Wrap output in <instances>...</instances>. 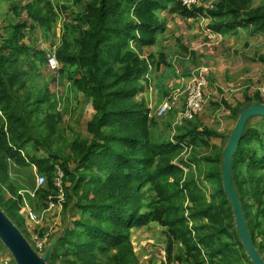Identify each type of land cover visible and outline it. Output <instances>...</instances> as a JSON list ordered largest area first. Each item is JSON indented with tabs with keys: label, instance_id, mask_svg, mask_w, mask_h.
Here are the masks:
<instances>
[{
	"label": "trees",
	"instance_id": "trees-1",
	"mask_svg": "<svg viewBox=\"0 0 264 264\" xmlns=\"http://www.w3.org/2000/svg\"><path fill=\"white\" fill-rule=\"evenodd\" d=\"M65 1L73 5L64 3L56 12L50 1L33 0L20 9L18 0H0V6L10 4L15 14H27L26 21L0 25L2 211L23 229L22 207L29 203L34 210L45 209L50 197L58 194L55 180L60 171L67 199L62 224L69 226L53 236L49 264H139L131 232L153 222L166 229L168 253L177 247L176 261L183 264H202L205 258L210 264H253L223 186L227 137L197 117L177 125L173 135H155L160 118L153 116L145 94L155 80L151 76L157 74L154 86L159 88L166 70L173 71L167 54L158 51L165 13L185 19L202 16L209 21V30L222 37L240 29L264 34V5L218 0L212 8L190 11L180 0ZM61 18L62 40L52 55L58 62V80L93 109L87 123L91 139L75 137L68 158L61 148L54 150L64 140L63 113L42 73L50 59L26 43L28 33L38 28L52 31ZM258 60L264 63V56ZM244 97L245 102L230 108L236 121L244 110L264 105L259 92ZM248 123L233 158L231 182L251 240L262 255L264 127L249 128ZM214 139L222 140V148ZM32 167L46 184L33 188L34 197L22 196L12 171L19 168L24 173ZM206 184L215 187L210 202L202 190ZM39 234L44 239L45 234ZM0 248L9 252L1 239Z\"/></svg>",
	"mask_w": 264,
	"mask_h": 264
},
{
	"label": "rangeland",
	"instance_id": "rangeland-1",
	"mask_svg": "<svg viewBox=\"0 0 264 264\" xmlns=\"http://www.w3.org/2000/svg\"><path fill=\"white\" fill-rule=\"evenodd\" d=\"M32 1L18 0L20 9L25 8ZM44 1L52 2L55 5L56 12H58L59 6L64 3L73 5V2L67 3L65 0ZM216 1L218 0H201L196 7H205V5ZM262 5H264V0H253L255 8ZM26 16L25 11L15 14L8 3H3L0 6V25L2 28L10 24V20L16 22L26 21ZM165 19V29L158 33V51L167 54L173 65V71L166 70L163 85L158 86L159 88L154 86V83L158 82L157 74L151 76V79L155 80L149 92L145 94V98L148 99L153 111V116L160 118L155 135H173L172 129L177 125H183L186 121L183 115L189 98L188 89L196 79L203 77L206 80L203 86V107L197 118L205 126L226 136V141L229 142L237 124L230 108L245 102V94L252 96L259 92L264 99V63L258 60L259 57L264 56V34H251L244 29H240L236 34L230 33L225 37L215 33L208 35L209 21L205 18L204 21L202 16H198L196 19H185L178 13L168 12L164 14ZM62 21L61 18L60 24L52 31L38 28L34 34L28 33L26 43L34 46L39 51L45 52L49 59L54 58L52 55H54L56 47L62 40ZM2 31H0V34ZM186 50L189 52H186ZM163 70L165 69L163 68ZM42 73L44 77L48 78L49 88L55 98L59 99L60 111L63 113L60 128L64 140L55 145L54 150L58 151L61 148L63 150L62 155L68 158L71 156L69 143L75 137L90 138L87 132V123L92 118V105L84 97L75 98L74 94L66 87V84L63 85L58 80L56 70H52L49 65L42 68ZM40 82L41 84L44 83L43 80ZM178 91L182 94L180 95ZM167 94H170V96L168 97ZM174 95L178 96L176 101L171 99ZM169 100L175 103L172 109L161 113V109ZM248 122L249 128L264 127V121L259 117L251 118ZM213 143L222 148L223 142L221 139H214ZM29 150L31 153L35 152L31 145ZM207 151L212 153L211 150ZM39 154L45 155L44 152H39ZM223 154H227V145L223 147ZM12 177L17 184L20 195L31 194L34 197L33 188H38V175L35 168L25 169L24 173L22 169L15 168L12 171ZM204 177L203 174L202 179ZM202 190L207 200L212 201L215 187L206 184L204 187L202 186ZM7 196L11 198L9 193ZM66 201L65 195V203L52 212H45L48 206L42 211L34 210L32 208L34 204L31 206L28 203L34 212L40 214L41 222L36 225L24 217L25 225L23 229L19 230L36 254L35 264H49L50 253L53 252L55 246L53 236L58 235L65 226H69V224L64 226L62 224L65 217L64 206ZM22 209L21 215L23 216ZM44 212L45 215H43ZM236 230L238 231L237 225ZM39 233L45 234L44 239L40 237ZM36 237L44 244L42 251L37 248ZM130 239L139 264H183L182 260L176 261V256L179 253L177 247L173 248L171 254L168 253L166 229L158 222H153L146 228L133 229ZM261 259H264V254L261 255ZM205 260L209 261L206 258ZM14 261L15 258L10 251L6 252L0 248V264H15Z\"/></svg>",
	"mask_w": 264,
	"mask_h": 264
},
{
	"label": "water",
	"instance_id": "water-1",
	"mask_svg": "<svg viewBox=\"0 0 264 264\" xmlns=\"http://www.w3.org/2000/svg\"><path fill=\"white\" fill-rule=\"evenodd\" d=\"M254 117L264 118V105H254L244 110L240 115L227 144V154L224 155L223 186L233 207L238 233L248 257L253 264H264V260L261 259V255L257 252L251 240L241 201L231 182L233 158L238 150L239 142L245 131L247 122ZM0 239L14 256L17 264H35L36 254L33 252L25 237L20 233V230L6 216L1 208Z\"/></svg>",
	"mask_w": 264,
	"mask_h": 264
},
{
	"label": "built area",
	"instance_id": "built-area-1",
	"mask_svg": "<svg viewBox=\"0 0 264 264\" xmlns=\"http://www.w3.org/2000/svg\"><path fill=\"white\" fill-rule=\"evenodd\" d=\"M201 0H180L182 6L185 9H188L190 11H193L194 8L200 3ZM204 19V18H203ZM205 21V19H204ZM208 35H213L214 32L207 29ZM49 66L52 70H56L58 68V62L55 58H52L49 60ZM206 80L201 77L200 79H196L191 87L188 89V101L186 104V109L184 112V118L186 120H193L197 115L201 112L203 107V86L205 85ZM191 88V89H190ZM180 95L182 94L180 91H178ZM172 100L176 101L178 99L177 95H174L171 97ZM172 100H169L166 102V104L161 109V113L167 112L172 109L173 105L175 104L172 102ZM63 173L59 171L58 177L56 178L55 186L58 189V194L55 197H50L48 203H47V210L45 212H52L55 209H58L62 206V204L65 203V193H64V187H63ZM46 184V178L44 176H38V188L43 187ZM23 217H25L30 222L39 225L41 222V216L40 214H37L34 212L28 203H25L23 209H22ZM45 212L43 215H45ZM35 241L37 242V248L42 251L43 249V242L36 237ZM202 264H210L209 261L205 260Z\"/></svg>",
	"mask_w": 264,
	"mask_h": 264
},
{
	"label": "crops",
	"instance_id": "crops-1",
	"mask_svg": "<svg viewBox=\"0 0 264 264\" xmlns=\"http://www.w3.org/2000/svg\"><path fill=\"white\" fill-rule=\"evenodd\" d=\"M214 3H215V2H211L210 4H208V5H205V7H207V8H212V7H213V5H214Z\"/></svg>",
	"mask_w": 264,
	"mask_h": 264
}]
</instances>
